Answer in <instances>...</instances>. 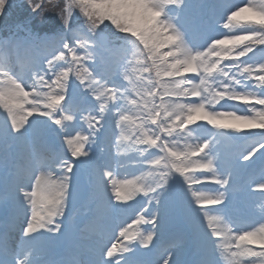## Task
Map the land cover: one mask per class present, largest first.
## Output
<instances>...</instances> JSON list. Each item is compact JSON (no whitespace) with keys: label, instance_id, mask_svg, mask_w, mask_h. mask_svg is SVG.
<instances>
[{"label":"snow or ice","instance_id":"1","mask_svg":"<svg viewBox=\"0 0 264 264\" xmlns=\"http://www.w3.org/2000/svg\"><path fill=\"white\" fill-rule=\"evenodd\" d=\"M19 7L0 0V20ZM25 11V34L0 40L16 54L0 63V264H264V0ZM83 193L98 238L45 259Z\"/></svg>","mask_w":264,"mask_h":264},{"label":"rangeland","instance_id":"2","mask_svg":"<svg viewBox=\"0 0 264 264\" xmlns=\"http://www.w3.org/2000/svg\"><path fill=\"white\" fill-rule=\"evenodd\" d=\"M17 4H23L24 7H19L16 8L12 11L11 15L4 20H0V40L7 38L10 35L16 34L19 36H23L24 30L23 29H17L15 26L17 24H23L25 22V17L27 15L25 9L27 8V0H16ZM81 19H83V17H81ZM48 23L46 25H42L41 28L43 29L42 33L44 32H48L49 34H51L52 32H55L56 30H58L61 27L60 24V20L57 18V16H54L53 13H48V17H47ZM243 23L240 26H237L234 30L235 31H241L242 27H243ZM78 27V25H77ZM35 30V29H34ZM221 31H227L223 28L220 29ZM5 59H9L11 61H15L16 59V54L14 52H9V51H5L3 49H0V62H4ZM17 70H21L22 65L21 64H17L16 65ZM244 107V105L242 106V108ZM2 111V110H0ZM209 127L210 126H207ZM5 129V126L3 124V122H0V135L3 134ZM240 137H245V136H249L248 133L242 131L241 133H239ZM181 143H183L181 141ZM95 151V149L93 148V152ZM95 154V152H94ZM137 175H139L138 173H136ZM132 177L129 176V179H131ZM256 178H259V174L256 176ZM208 185H212V184H207L205 186ZM215 186V185H214ZM216 187V186H215ZM211 192V191H209ZM84 194V193H83ZM87 196V194L83 195L82 198H79L77 201H80L83 203V201L86 203L85 201V197ZM137 199H140V197H137ZM131 203V202H129ZM84 205V204H83ZM86 205V204H85ZM73 204L70 201L69 204V214L71 212V208H72ZM3 209H0V214L2 212ZM72 214V213H71ZM114 216H117L116 214H113ZM82 215H79V217ZM73 217L75 216H70L71 222L75 223L76 219H74ZM115 218V217H113ZM145 228H147L148 226H144ZM168 231L170 232H177V231H182V232H187L188 228L187 225L184 223V221L178 216L175 215L171 218L169 225H168Z\"/></svg>","mask_w":264,"mask_h":264},{"label":"bare ground","instance_id":"3","mask_svg":"<svg viewBox=\"0 0 264 264\" xmlns=\"http://www.w3.org/2000/svg\"><path fill=\"white\" fill-rule=\"evenodd\" d=\"M2 63V62H0ZM136 167V162L130 161L129 162V168L128 169H118L120 175H124L125 171H131L132 169H134ZM139 174V172H137ZM86 193L82 194L80 196V198H82L83 195H85ZM72 203V202H71ZM73 204V203H72ZM95 207V206H93ZM89 215H93V213L87 214L85 216V220L89 219L91 216ZM118 215V214H116ZM113 217H116L112 214ZM89 222V221H87ZM105 223L107 221H104ZM79 225L76 224V226ZM170 232V231H169ZM76 230H72L71 228H67L65 231V234L60 238L58 244L54 247L51 248L47 251V253L45 254L44 258L49 257L51 254L54 256H58L60 253L62 254H66L65 258H67L69 255L73 254V252H77V254L80 253H86L91 245L93 244V242L98 238L97 236V232H96V227L95 225H90L89 227L84 229L83 231L78 233V236H76ZM84 238H87L86 240H84ZM73 251H70V249ZM53 252H55V254H53Z\"/></svg>","mask_w":264,"mask_h":264},{"label":"clouds","instance_id":"4","mask_svg":"<svg viewBox=\"0 0 264 264\" xmlns=\"http://www.w3.org/2000/svg\"><path fill=\"white\" fill-rule=\"evenodd\" d=\"M52 3H53V4H58V3H60V0H52ZM56 16H57V18L60 20V14H59L58 11H57V13H56ZM241 251H243V250H241Z\"/></svg>","mask_w":264,"mask_h":264}]
</instances>
